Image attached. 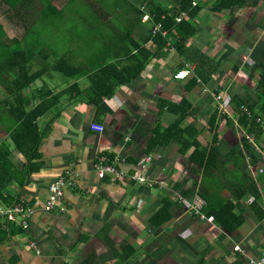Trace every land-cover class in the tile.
<instances>
[{"label": "crops", "instance_id": "1", "mask_svg": "<svg viewBox=\"0 0 264 264\" xmlns=\"http://www.w3.org/2000/svg\"><path fill=\"white\" fill-rule=\"evenodd\" d=\"M53 1L57 9L55 19H58L67 5L76 2L78 6L88 0ZM195 1L201 2L203 9L194 20L196 34L188 40V45L212 60L229 53L213 80L187 91L185 86L192 75L174 79L176 72L194 65L177 53L172 41L167 43L163 55L150 60L139 76L117 87L112 97L102 99L99 115L96 107L86 102V96L76 94V90L63 96L57 107L38 121L41 128L46 125L49 128L40 147L43 167L21 190L30 201L38 203L29 230L0 242V264H249V258L259 256L264 249V157L261 152L264 133L256 142L257 150L248 142L260 159L252 164L244 148L245 133L237 125L227 101L233 96L255 97L258 65L264 60V3L256 8L217 14L209 10L212 0ZM2 2L4 11L12 10L9 7L14 0H0L1 6ZM175 2L110 0L112 5H120L117 10L122 25H82L84 32L78 34L80 39L65 54L73 64H87L82 75L65 87L54 84L58 78L51 72L44 76V81L48 77L45 82L56 91L74 83L82 91L89 89V84L81 86L79 78L88 77L89 82L90 74L99 68L103 59L107 63H122L120 66L125 64L127 48L145 43L150 35L148 31L155 29L151 12L158 7L169 10ZM99 16L108 22L111 13L103 10ZM112 30L118 34V40ZM111 38L116 46L110 54ZM86 48L93 58L83 63L77 54ZM107 53L109 56H105ZM182 98L194 107L184 123L193 124L201 131L202 145L210 140L206 123L217 109V146L221 161L226 163L227 152L233 147L237 152L233 153V177L246 174L254 183L256 199L244 195L234 201V213L243 219L234 231L225 230L213 219L209 220L210 216L189 214V203L198 194L201 177L188 160L189 152L180 154L178 145L171 141L157 147L152 154L145 153L156 124L161 122L165 126L173 120L165 109L159 114V101L178 103ZM91 122L102 125L103 131H91ZM102 153L114 156V165L125 173L123 178L98 177L95 164ZM145 156H150V161L143 173L156 182L152 187L130 178ZM58 176L72 178L76 185L65 190L54 209L45 211L48 186ZM243 182V176L233 181V193L241 194L248 188ZM230 186L219 192L221 198L232 199L228 192ZM212 189L220 190L221 185L214 183ZM165 201L170 202L171 217L155 227L150 220ZM29 239L36 241L40 253L28 246Z\"/></svg>", "mask_w": 264, "mask_h": 264}, {"label": "trees", "instance_id": "2", "mask_svg": "<svg viewBox=\"0 0 264 264\" xmlns=\"http://www.w3.org/2000/svg\"><path fill=\"white\" fill-rule=\"evenodd\" d=\"M30 1L33 2V8ZM175 1L174 7L169 10L158 7L151 12L153 26L160 24V29L158 31L150 29L148 31L150 35L145 43H135L128 47L125 64L120 66L122 63H107L106 59H103L99 68L90 74L89 89L85 91H82L75 83L56 91L48 86L44 76L48 72H54L68 78H78L84 72L86 65L73 64L65 56L50 64L47 60L55 55V52L52 49L50 53L45 52L40 45L42 42L40 43L37 39L10 49L12 45L22 42L30 28L26 29L22 39L9 41L0 23V205L14 204L28 179L42 169L40 147L49 126L41 128L38 121L45 114L52 112L63 96L76 90V94L86 96V102L95 106L96 114L99 115L102 112L100 109L102 99L112 97L117 87L139 76L150 60L163 55L167 43L172 41V46L177 53L189 64L194 65L192 76L190 75L185 86L187 91L199 85L206 86L213 80V76L217 74L229 53L225 52L218 59L212 60L198 48L188 45V40L196 34L194 20L203 9V5L199 1L193 3V0ZM25 3H27L28 11L34 12L36 8L33 0H21L9 8L21 13V7ZM38 3L43 6L38 9V20L51 21L55 18L57 9L51 0H38ZM260 3H264V0H212L209 10L217 14L232 13L235 9L256 8ZM38 20L31 24L35 25L39 22ZM125 33L127 36L131 34L129 31ZM117 35L116 33L115 38L118 40ZM110 43L113 44L109 51L111 54L116 43L112 38ZM146 43L150 45L146 46ZM258 66L259 76L255 87V97L242 99L239 96H233L228 102L235 114L237 125L245 134L253 135L256 142L264 133V60ZM37 81L41 82L39 86L35 85ZM158 108L159 114L165 109V113L171 114L173 120L165 126L161 122L156 124L153 135L146 144V155L152 154L157 147H164L171 141L178 145L180 154L189 152L188 160L191 166L196 172L198 170L201 173L197 193L206 203L202 213L212 217L225 230L234 231L243 223V219L234 213L236 207L234 201L241 199L244 195H252L255 199L258 195L248 175L234 174L233 177V153H237L233 147L227 152L226 163L221 161L217 146L219 112L215 109L208 117L206 130L210 140L206 145H202L199 141L201 131L193 124L184 123L186 118L191 117L194 109L188 99L182 98L178 103L160 100ZM243 142L251 163L257 164L260 159L254 154L253 147L245 138ZM100 156H104L107 165L115 166V158L112 154L102 153ZM239 176L245 178L242 185L247 183L248 188L241 194H236L233 193V181H237ZM224 180L226 183H223ZM214 183L221 185L218 192L212 189ZM229 185L231 186L228 192L232 199L221 198L219 192L228 188ZM11 187L15 190L12 191ZM169 205L170 202L165 201L153 215L150 220L153 226L159 227L170 219ZM22 232L25 230L21 227L7 222L0 223V242Z\"/></svg>", "mask_w": 264, "mask_h": 264}, {"label": "rangeland", "instance_id": "3", "mask_svg": "<svg viewBox=\"0 0 264 264\" xmlns=\"http://www.w3.org/2000/svg\"><path fill=\"white\" fill-rule=\"evenodd\" d=\"M19 1L21 0H14V3H19ZM33 1L36 8L34 12L28 11L27 3H25L26 6L23 5L21 7V13H23V15L15 10L4 11L5 4L2 2L3 6L0 5V23L4 27L8 40L12 38L21 39L27 27L30 25V30L22 42L16 43L14 46L12 45L10 49L18 45L23 46L25 42L37 39L40 43L42 42L40 45H42L45 51L52 49L55 52V55L50 56L48 59L50 64H53L60 57L65 56L68 50L74 48V45L78 42V39H80L78 34L84 32L82 31V25H122L119 21L117 10L120 5L117 4L114 6L110 3V0H105V2L103 0H88L78 6V3L76 4L75 2L72 5H67L66 8L63 9L61 18H53L51 21L44 20L42 22L38 20L37 17L39 16L38 9L43 6L41 3H38V0ZM53 2L58 4L56 1ZM30 5L33 8L32 1H30ZM103 10L111 13V18L108 22H103L99 18V14ZM37 20L39 21L38 23L35 25L31 24ZM84 40H86V38H84ZM77 57H79L83 63H88L87 61L93 58L91 52L87 51V48L86 51L77 54ZM85 65L87 66V64ZM34 67H36V65H34ZM92 68L88 66L89 70H92ZM51 74L58 78L56 79V83H54L58 87H65L74 81L73 78H68L58 73L51 72ZM45 81H48V77L45 78ZM40 83V81H37L35 85L38 86ZM79 83L81 86L88 85V77L79 78Z\"/></svg>", "mask_w": 264, "mask_h": 264}, {"label": "built area", "instance_id": "4", "mask_svg": "<svg viewBox=\"0 0 264 264\" xmlns=\"http://www.w3.org/2000/svg\"><path fill=\"white\" fill-rule=\"evenodd\" d=\"M195 3V0H193ZM160 29V24L156 25L153 31H158ZM193 71L192 67H187L176 72L173 75L174 79H185L191 75ZM228 104V101H227ZM245 111V109L243 108ZM89 128L91 131L96 133H101L103 131V126L97 123H90ZM245 139L251 143L257 150L256 141L253 135L245 134ZM264 157V150L261 151ZM150 161V156H145L137 163L139 168L136 173L130 176L131 180L144 183L149 187H152L156 184L155 181L149 179L143 173L145 165ZM95 170L99 178L103 179L105 177L110 180L121 179L125 176V173L122 170H119L113 165H107L104 156H100L97 159L95 164ZM75 180L66 176H58L51 184L48 186V195L43 209L45 211H51L54 207L62 200L64 192L68 188L75 187ZM181 200V198H179ZM206 205L205 201L198 195L194 194L191 197L189 203V214L190 215H199L203 217L202 209ZM38 206L37 202L30 201L25 195H19L17 201L10 205H0V223H10L16 227H21L25 231L29 230V224L35 208ZM212 220V217L209 218ZM28 246L33 249L36 253H40V249L35 240L29 239ZM249 264H264V249L260 252L259 256L256 258H249Z\"/></svg>", "mask_w": 264, "mask_h": 264}]
</instances>
